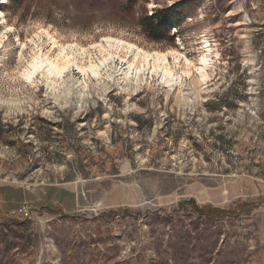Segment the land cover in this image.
Instances as JSON below:
<instances>
[{"label": "rangeland", "instance_id": "obj_1", "mask_svg": "<svg viewBox=\"0 0 264 264\" xmlns=\"http://www.w3.org/2000/svg\"><path fill=\"white\" fill-rule=\"evenodd\" d=\"M180 1L0 0V264H264V0H193L149 40L140 19ZM45 31L208 77L169 57L178 87L24 78L31 39L57 54Z\"/></svg>", "mask_w": 264, "mask_h": 264}, {"label": "bare ground", "instance_id": "obj_2", "mask_svg": "<svg viewBox=\"0 0 264 264\" xmlns=\"http://www.w3.org/2000/svg\"><path fill=\"white\" fill-rule=\"evenodd\" d=\"M2 16V13H0V17ZM45 32L46 36L51 41L52 52L57 50V54L56 56H51L50 54L48 55L43 53L41 51L42 49H39L35 45L34 39H31L29 42L33 43L35 50H33V54L29 59V67L23 73L24 78L33 80L37 75H40L53 84L59 80L64 81L75 79L79 86H85L86 78L89 76L99 80L102 79L104 75L108 78H112L114 75H119L122 77L124 82L133 85L142 83L143 80L147 81L153 75H157L161 80V83L166 87H178L182 84V76H189V67L192 65L194 66L193 62H190L182 54L172 50L167 52L146 51L139 46L134 45L133 43H129L118 38L115 39L109 36L101 39L99 43H93L99 44L100 47L98 48H91L90 45L89 47L85 48L79 44L64 46L60 44L57 39L53 38L49 32ZM2 38L3 37H0V54L4 50L5 46ZM20 45L22 50L18 57L19 60H22L24 57L23 53L26 50V45ZM207 48H209V45L206 43V49ZM206 51L210 52V49H207ZM62 52L65 55L61 56L60 53ZM93 56L98 57L93 58ZM68 57H74L75 61L81 68L91 69L92 67H95L98 68V71L93 74L92 71L89 70L86 75H82L80 72L72 69L70 74L65 73L63 76H61L58 72V69L66 65L68 62ZM169 57L176 61H179L181 57L184 58L186 69L182 72L183 75L175 74L173 72L169 65ZM208 61L209 58L202 56L194 66L196 72L200 73L202 80H206L208 77L207 73H205V70L208 66ZM101 64L103 65L102 67ZM141 68H146L148 71H140ZM152 69H155L156 71H152Z\"/></svg>", "mask_w": 264, "mask_h": 264}, {"label": "trees", "instance_id": "obj_3", "mask_svg": "<svg viewBox=\"0 0 264 264\" xmlns=\"http://www.w3.org/2000/svg\"><path fill=\"white\" fill-rule=\"evenodd\" d=\"M139 0H129V5ZM193 0H182L170 8L155 10L152 15H144L140 19V26L144 34L154 43H160L168 38L171 29L179 28L183 21V10L190 7Z\"/></svg>", "mask_w": 264, "mask_h": 264}, {"label": "snow or ice", "instance_id": "obj_4", "mask_svg": "<svg viewBox=\"0 0 264 264\" xmlns=\"http://www.w3.org/2000/svg\"><path fill=\"white\" fill-rule=\"evenodd\" d=\"M170 7H171V5H170ZM8 31H12V30L11 29H8ZM105 39H109V38H105ZM90 47L91 48H98V47H100V45L99 44H92V45H90ZM60 55L63 56L65 54L62 52V53H60ZM189 59H191V58L189 57ZM10 66H11V64L9 62V67ZM102 66L103 65L101 64V67ZM72 69H75V71L80 72L82 75H86L89 70H91L93 74H95L96 71H98V68H95V67H92L91 69H89V68H81V67H79V64L75 61V58L74 57H68V62L66 63V65L64 67L59 68L58 69V72H59V74L61 76H63L65 73H69L70 74V72H71ZM140 71L147 72L148 69L141 68ZM152 71H156V70L155 69H152Z\"/></svg>", "mask_w": 264, "mask_h": 264}]
</instances>
